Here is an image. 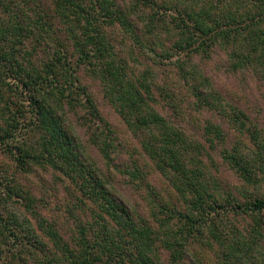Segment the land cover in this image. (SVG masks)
<instances>
[{
	"label": "trees",
	"instance_id": "16d2710c",
	"mask_svg": "<svg viewBox=\"0 0 264 264\" xmlns=\"http://www.w3.org/2000/svg\"><path fill=\"white\" fill-rule=\"evenodd\" d=\"M4 1L0 0V83L28 100L17 104L0 94V146L8 154L18 153L17 163L28 170L39 165L71 177L100 213L94 224L79 221L76 236L67 241L56 223L35 210L31 213L36 227L13 211L6 218L0 210V264H165L163 250L170 254L171 264H185L193 248L209 250L219 264H264V193L239 198L212 191L203 146L195 149L187 134L155 109L148 76L152 70L135 71L128 59H135L137 66L140 60L132 51L120 58L109 34L120 27L143 49L144 57L156 63L173 64L179 56L177 67L185 81L193 77L186 71L189 56H208L215 46L230 52L236 68L259 64L264 69V0H164L157 7L152 0L129 5L126 0H53L52 12L38 1V8L31 9L34 16L24 8L21 15L14 13L27 0L12 7ZM148 10L159 12L148 15ZM22 17L29 19L24 23ZM56 25L71 37L72 53ZM161 31L173 39L171 47L166 48L158 35ZM81 67L103 82L106 96L127 126L143 136L144 151L172 170L185 193L191 194L185 196L183 210H166L150 224L114 197L113 186L108 187L105 180H109L84 154L76 129L68 124L66 109H84L92 143L108 164L112 162L116 132L82 85ZM201 89H192L201 108L217 109V101L228 103L221 94ZM232 116L240 125L244 121L251 125L250 117L237 107ZM25 119L29 123L24 126ZM205 130L214 136L209 142L223 139L220 127ZM253 143L255 153L245 155L239 149L224 158L256 186L264 183V142L257 135ZM255 163L257 173L251 169ZM0 200L16 201L28 209L33 203L28 192L5 177L0 181ZM249 219L252 222L245 227L228 223ZM204 256L203 252L194 256L191 264H203Z\"/></svg>",
	"mask_w": 264,
	"mask_h": 264
},
{
	"label": "rangeland",
	"instance_id": "374dc122",
	"mask_svg": "<svg viewBox=\"0 0 264 264\" xmlns=\"http://www.w3.org/2000/svg\"><path fill=\"white\" fill-rule=\"evenodd\" d=\"M38 1L48 12L54 7L53 0H27V5L22 0H5L4 4L12 7L15 5L14 3L17 5L23 3L24 6H20L14 13L21 15L24 8L25 12L27 10L30 12V16H34V11L31 9L38 8L36 6ZM134 1L126 0V3L129 5ZM152 1L156 7L161 6L164 2V0ZM156 10L146 12L151 15L154 12H159ZM0 12H3L2 5H0ZM29 17H22V22L25 23ZM60 27L63 33L61 38L67 44L69 52L72 53L74 48L71 37L64 32L62 25H56V29ZM139 29L141 27H138V34L142 35ZM110 33L117 44L116 50L120 58L126 57L128 52L132 51L134 58L140 60V65L137 66V61L129 56L128 61L135 71L152 70L148 76L153 83L152 95L155 98V109L177 130L182 129L189 137L187 139L194 144L195 149L199 145L203 146V160L209 164L210 174L213 177L210 183L212 191L224 197L231 193L239 198L258 192L264 193V183L255 186L246 182L241 177L242 175L237 173L224 158L225 154L233 153L239 149L245 155L255 153L257 149L253 139L257 138V135H260L261 141L264 142L263 67L256 64L236 68L233 65L235 60L233 57L231 58L230 52L226 51L224 47L215 46L210 50L208 56L201 54L189 56L190 64H186V71L192 73L193 77L189 78L190 81H185L182 78L183 71L181 72L177 67L179 56L174 57L173 61L177 62L173 64L156 63L148 57H144L143 49L124 34L120 27H113ZM158 35L166 41V48L174 44L171 36L166 33L161 31ZM28 45H32V43L29 42ZM156 51L161 52L160 49ZM78 74L82 85L91 94L101 116L110 123L116 132L115 153L112 155V162L108 164L100 148L92 143V131L89 123L86 122L88 121L85 119L87 112L84 109L81 107L78 111L66 109L68 124L76 129V135L80 139L84 154L91 158L92 163L101 170L103 177L105 176L110 181L105 180L109 184L108 187L112 188L113 186L114 197L128 205L133 210L131 212L136 213L138 218H143L150 224H155V220L159 218L158 215L166 210H183L185 207L184 198L185 196L191 198V194L188 191L185 193V187L183 188L181 181L176 179L172 170L163 166L161 162L153 159L144 151L141 143L143 136H136L133 130L127 126L106 96L103 82L85 67H81ZM7 80L9 82V79ZM194 86H200L201 90L211 95L219 93L228 103L217 101L219 104L217 109L201 108L192 90ZM0 94H4L9 101L15 103L17 101L25 103V100H28L20 97L17 90L1 83ZM235 107L243 110L250 117L251 125L245 121L240 125L237 121L231 120ZM27 123H29V119H25L24 126ZM211 125L221 128L223 139L214 138L212 143L209 142L214 136L208 135L205 128ZM18 156V153L8 154L0 146V177L13 179L14 183L19 184L24 191L31 195L33 203L28 209L16 201L5 204L0 200V210L4 217L7 218L8 211H13L20 217V220L27 219L36 227L37 222L31 213V210H35L45 219L56 223L62 237L67 241H71L76 236L75 231L79 221L94 224L98 220L97 214L100 211L97 206L83 195L71 177L64 176L50 167L39 165H32L28 170L27 167H22L17 163ZM253 156L255 157L254 154ZM155 163H158L160 167L157 165L158 168ZM250 163L253 164L254 160H251ZM134 168H138V171ZM251 169L257 173L259 170L257 163ZM175 186H179L180 189ZM251 222L249 219L238 223H228L245 227ZM202 250L193 248L185 260V264H191L194 256H200L202 252L205 254L203 258H200L203 264L220 263L215 254L204 248ZM162 252L165 264H171L170 254L165 250Z\"/></svg>",
	"mask_w": 264,
	"mask_h": 264
}]
</instances>
